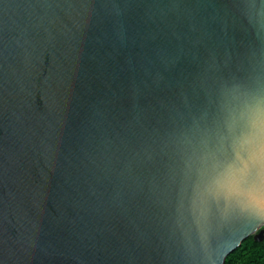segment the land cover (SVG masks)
I'll use <instances>...</instances> for the list:
<instances>
[{
	"label": "water",
	"instance_id": "obj_1",
	"mask_svg": "<svg viewBox=\"0 0 264 264\" xmlns=\"http://www.w3.org/2000/svg\"><path fill=\"white\" fill-rule=\"evenodd\" d=\"M256 81L264 0H0V264H219L264 220L202 240L189 161Z\"/></svg>",
	"mask_w": 264,
	"mask_h": 264
},
{
	"label": "clouds",
	"instance_id": "obj_2",
	"mask_svg": "<svg viewBox=\"0 0 264 264\" xmlns=\"http://www.w3.org/2000/svg\"><path fill=\"white\" fill-rule=\"evenodd\" d=\"M189 169L192 221L202 240L235 217L264 220V82L225 88L214 120L199 130ZM260 232L264 223L224 241L219 264H249L239 254Z\"/></svg>",
	"mask_w": 264,
	"mask_h": 264
},
{
	"label": "trees",
	"instance_id": "obj_3",
	"mask_svg": "<svg viewBox=\"0 0 264 264\" xmlns=\"http://www.w3.org/2000/svg\"><path fill=\"white\" fill-rule=\"evenodd\" d=\"M239 255L241 258L247 259L249 264H260L264 260V236L261 240L251 241Z\"/></svg>",
	"mask_w": 264,
	"mask_h": 264
}]
</instances>
